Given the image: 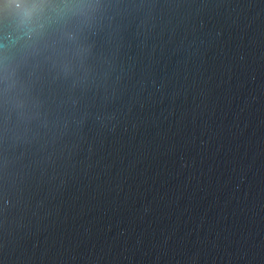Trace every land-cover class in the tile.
I'll use <instances>...</instances> for the list:
<instances>
[{
  "label": "water",
  "instance_id": "obj_1",
  "mask_svg": "<svg viewBox=\"0 0 264 264\" xmlns=\"http://www.w3.org/2000/svg\"><path fill=\"white\" fill-rule=\"evenodd\" d=\"M73 89L0 85V264H264V0H109Z\"/></svg>",
  "mask_w": 264,
  "mask_h": 264
},
{
  "label": "clouds",
  "instance_id": "obj_2",
  "mask_svg": "<svg viewBox=\"0 0 264 264\" xmlns=\"http://www.w3.org/2000/svg\"><path fill=\"white\" fill-rule=\"evenodd\" d=\"M109 0H0V85L6 104H39L41 68L75 89L87 76L83 40L100 28Z\"/></svg>",
  "mask_w": 264,
  "mask_h": 264
}]
</instances>
